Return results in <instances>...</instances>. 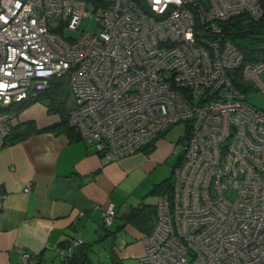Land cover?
I'll list each match as a JSON object with an SVG mask.
<instances>
[{
  "label": "built area",
  "instance_id": "1",
  "mask_svg": "<svg viewBox=\"0 0 264 264\" xmlns=\"http://www.w3.org/2000/svg\"><path fill=\"white\" fill-rule=\"evenodd\" d=\"M240 15L258 21L261 0H0V149L15 117L5 108L63 75L67 124L101 164L183 124L138 264H264V108L247 101L264 93V55L245 60L225 36ZM86 16L95 31L63 34ZM92 206L115 223L112 201ZM20 261L37 264L25 250Z\"/></svg>",
  "mask_w": 264,
  "mask_h": 264
},
{
  "label": "crops",
  "instance_id": "2",
  "mask_svg": "<svg viewBox=\"0 0 264 264\" xmlns=\"http://www.w3.org/2000/svg\"><path fill=\"white\" fill-rule=\"evenodd\" d=\"M69 104L68 109L73 99ZM60 121L45 98L15 112L14 135L24 132L27 123L33 132L20 139L6 138L0 149V191L5 192L0 210V264H21L23 250L37 264H70L65 256L74 239L80 238L89 251L107 236L100 212L92 205L108 201L114 203L121 224L109 235H127L119 247H111L109 264L113 258L138 264L143 233L139 225L123 224V220L137 206L155 207L156 184L169 177H160V172L178 141L173 133L177 124L151 145L101 164L91 143L59 125ZM29 182L31 189L25 191Z\"/></svg>",
  "mask_w": 264,
  "mask_h": 264
},
{
  "label": "trees",
  "instance_id": "3",
  "mask_svg": "<svg viewBox=\"0 0 264 264\" xmlns=\"http://www.w3.org/2000/svg\"><path fill=\"white\" fill-rule=\"evenodd\" d=\"M140 1V0H139ZM261 5L264 7V0H261ZM225 36L232 41L233 44L241 51L245 60H255L259 56L264 55V16H262L258 21H253L250 18H247L245 15L231 17L228 20L221 23ZM64 76V75H63ZM63 76L54 77L50 80V83L47 87L37 90L30 98L27 100L21 101L19 103H12L11 105L5 108L6 111L18 112L20 109L25 107L27 104L45 98L48 102L49 108L55 110L61 116V121L59 125H65L70 131H74L73 128L67 124V115H68V106L67 98L68 95L65 93L66 83L62 79ZM233 83L237 86H242L239 78L232 76ZM14 112V113H15ZM52 129V126L43 128L39 131H46ZM170 128L161 133L158 137L165 135ZM187 130V129H186ZM32 131L29 123L25 125V131L19 134L14 135L13 126H11V131L7 138L11 139H20L26 137ZM75 132V131H74ZM76 133V132H75ZM77 134V133H76ZM78 136V134H77ZM79 137V136H78ZM179 161V158L177 162ZM175 166V165H174ZM173 166V169H174ZM172 169V174H173ZM173 175H170L162 182L156 184L155 191L158 194L163 190H170L172 187ZM156 217V204L155 207L148 205L137 206L132 209V211L125 216L123 224L130 223L139 225L140 231L143 234H148L152 228L153 223L148 221L149 219ZM115 224L114 227H112ZM112 226L105 227L104 235H109L115 233L119 230L120 225L117 223V214L116 220ZM77 252L78 253L77 255ZM65 263L70 264H89L92 263L91 259L88 256V250L81 246L74 247L72 251L65 256ZM68 260V261H67ZM78 260L80 262L78 263ZM95 264V263H92ZM113 264H123L121 260L113 258Z\"/></svg>",
  "mask_w": 264,
  "mask_h": 264
},
{
  "label": "rangeland",
  "instance_id": "4",
  "mask_svg": "<svg viewBox=\"0 0 264 264\" xmlns=\"http://www.w3.org/2000/svg\"><path fill=\"white\" fill-rule=\"evenodd\" d=\"M96 28H97V24H96L95 16H86L81 20L78 29H75V30L64 29L63 34L65 36L77 38L79 35H81V33L85 31L92 32V31H95ZM62 79L66 83L65 93H67L68 95L67 106H69L70 105L69 103L72 100V91L69 85V77L68 75H64ZM247 101L251 103L252 105H255L256 107L264 108V93H262L260 90H251L247 92ZM173 133L176 135V138L182 135L184 133V125L177 124L174 127ZM180 147H181L180 143L175 141L173 152L168 157L167 164H164L165 167L160 172V177H164L165 175H168V176L172 175L173 166L177 163V160L181 153ZM148 221H150V223H153L154 225L155 217L149 219ZM114 226L115 224L112 227ZM125 236L127 235L124 232L121 234L119 233L116 236L107 235L104 237V239L101 242H96L95 244H92L93 246L91 247V250L88 251V256L91 259L92 263L109 264V261H110L109 251L111 247L114 246V249L116 247H119L122 239H125ZM92 263H89V264H92ZM53 264H59V263L58 261H55ZM126 264H135V262L130 260L129 262L127 261Z\"/></svg>",
  "mask_w": 264,
  "mask_h": 264
},
{
  "label": "water",
  "instance_id": "5",
  "mask_svg": "<svg viewBox=\"0 0 264 264\" xmlns=\"http://www.w3.org/2000/svg\"><path fill=\"white\" fill-rule=\"evenodd\" d=\"M78 253H80V252H77V255H78ZM80 262V260H78V263Z\"/></svg>",
  "mask_w": 264,
  "mask_h": 264
}]
</instances>
